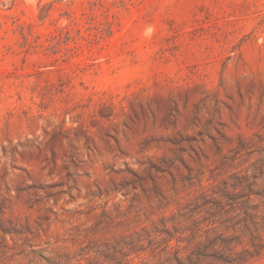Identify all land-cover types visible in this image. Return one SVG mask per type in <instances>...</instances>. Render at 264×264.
Returning <instances> with one entry per match:
<instances>
[{
	"label": "rangeland",
	"instance_id": "374dc122",
	"mask_svg": "<svg viewBox=\"0 0 264 264\" xmlns=\"http://www.w3.org/2000/svg\"><path fill=\"white\" fill-rule=\"evenodd\" d=\"M0 264H264V0H0Z\"/></svg>",
	"mask_w": 264,
	"mask_h": 264
}]
</instances>
